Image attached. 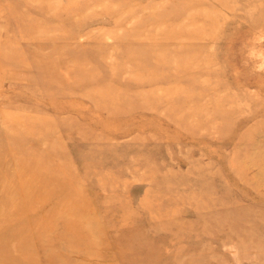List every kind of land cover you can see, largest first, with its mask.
<instances>
[{"label": "rangeland", "instance_id": "obj_1", "mask_svg": "<svg viewBox=\"0 0 264 264\" xmlns=\"http://www.w3.org/2000/svg\"><path fill=\"white\" fill-rule=\"evenodd\" d=\"M0 264H264V0H0Z\"/></svg>", "mask_w": 264, "mask_h": 264}]
</instances>
